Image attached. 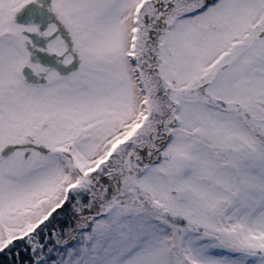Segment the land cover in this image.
<instances>
[{
  "label": "snow or ice",
  "instance_id": "snow-or-ice-1",
  "mask_svg": "<svg viewBox=\"0 0 264 264\" xmlns=\"http://www.w3.org/2000/svg\"><path fill=\"white\" fill-rule=\"evenodd\" d=\"M0 264H264V0H0Z\"/></svg>",
  "mask_w": 264,
  "mask_h": 264
}]
</instances>
